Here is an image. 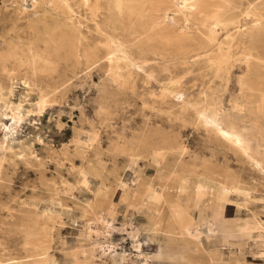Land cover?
Here are the masks:
<instances>
[{
    "label": "bare ground",
    "instance_id": "6f19581e",
    "mask_svg": "<svg viewBox=\"0 0 264 264\" xmlns=\"http://www.w3.org/2000/svg\"><path fill=\"white\" fill-rule=\"evenodd\" d=\"M7 1L17 5L22 0ZM19 8L11 28L17 36L0 42V128L6 127L5 117L13 119L15 130L34 113L32 109L24 111L31 91L39 92L37 108L43 112L62 87L66 88L68 80L61 79L65 70L84 68L91 77L93 68L99 66L106 75L98 101L104 114L112 113L127 92L137 94L141 81L148 88L159 86L158 91L150 92L148 107L155 110L166 104L170 120L203 127L210 141L233 151L264 176V0H35L32 9L26 2ZM83 11L87 13L84 18ZM23 19L28 23L19 28ZM19 31L28 36L22 37ZM240 49L246 67L238 82L240 96L228 110L220 88L228 87L232 60ZM158 58L164 63L155 66L152 62ZM194 63L201 65L202 86L197 95L184 87ZM178 64L186 66L181 74ZM20 74L31 90L15 102L11 100L13 81ZM5 91L10 97L5 98ZM1 101L5 105L1 106ZM92 126V131L84 132L76 122L73 128L76 155L82 160L78 174L83 179L89 175L106 180L115 176L106 156L114 159V166L121 156L146 154L157 160L156 176L141 179L135 189L124 187L120 200L142 211L143 218L149 220L146 229L162 236L159 257L204 264V225L215 233L239 232L250 237L260 229L252 221L237 225L228 221L225 208L240 180L230 170L220 169L216 155L188 159L184 142L171 130L147 122L133 136L122 134L103 151L99 129ZM91 151L95 160L88 158ZM8 153L18 156L14 147L4 143L0 146V184L5 179L6 162L12 159ZM27 154L33 153L30 150ZM57 158L61 162L73 160L66 151ZM112 196V190H102L89 204L88 213L98 215L96 227L88 226L90 238L109 241L116 229ZM20 212L0 218V230L7 226L9 235L20 234L23 257L30 263L50 264L54 261L50 251L53 228L61 215L50 214L37 204ZM123 230L132 236L139 233L132 222ZM263 237L260 231L261 242ZM98 245L106 254L105 245L97 243L92 250L82 251L85 260L79 264H96L93 251ZM110 256L116 261L117 252H110ZM220 256V250L215 249L209 260L219 264ZM73 257L80 260L77 253ZM127 258L122 255L121 262ZM21 259L8 243L0 241V264H18Z\"/></svg>",
    "mask_w": 264,
    "mask_h": 264
},
{
    "label": "rangeland",
    "instance_id": "374dc122",
    "mask_svg": "<svg viewBox=\"0 0 264 264\" xmlns=\"http://www.w3.org/2000/svg\"><path fill=\"white\" fill-rule=\"evenodd\" d=\"M34 1L22 0L16 5L11 1L0 0L2 44L6 37L17 36L11 28L12 18L18 15L20 5L26 2L28 8L32 9ZM86 14V11L82 12L83 18ZM27 23L28 19L20 20L19 28H23ZM90 25L93 26V23ZM176 26L180 27V24ZM19 34L22 37L28 36V33L22 31H19ZM224 34L221 32L220 36L223 37ZM243 58L242 49L236 50L228 87L220 88L224 105L228 110L240 96L238 82L246 67ZM162 63L164 62L160 58L152 62L155 66ZM194 64L191 65L194 71L186 76L184 87L189 94L197 95L202 86L201 70H199L201 65ZM177 66V72L180 74L185 71L183 68L186 66L181 64ZM86 72L84 68L75 72L65 70L61 79L68 80L66 88L62 87L55 95L52 104L43 112H39L37 108L39 92L31 91L25 102L24 111L27 113L32 109L34 113L23 120L18 127L15 126V130H12L13 119L10 116L5 117L6 127L0 128V146L4 143L11 145L18 151V156L14 157L10 153L7 155L12 159L6 162L5 179L0 184V218H11L13 214H21L20 209L35 208L36 204L40 209H48L50 214H60L61 217L57 219L53 228L50 242V251L54 255V261L50 264H79L78 261L85 260L82 251L92 250L97 243L105 245L106 254L98 245L97 250L93 251L96 264H185L176 258L159 257L157 251L159 246L164 244L162 236L154 235L146 229L149 220L143 218L142 211L120 200L124 187L135 189L141 179L156 176L159 164L154 156L146 154L121 156L115 166L114 159L106 156L107 164L116 171L115 176L107 180L93 175H89L90 180L83 179L78 174L82 160L76 155V145L73 141V128L76 122L84 132L92 131V125L99 129L103 151H107L122 134L133 136L147 122L152 126L171 130V133L184 142L188 159L196 155H204L207 158L216 155L220 169L230 170L240 180L238 190L231 193L230 201L225 208L228 221L234 225L252 221L256 227H260L250 237L239 232L233 235L215 233L208 225H204V264H212L209 253L215 249L220 250L221 253L219 264H264V242L259 238L260 231L264 232V229H261L264 224V176L233 151L210 141L203 127L191 124L183 126L178 121L170 120L166 113L168 107L166 104L161 105V109L153 110L148 107L147 104L152 102L150 92L158 91L159 86L148 88L141 81L137 94L127 92L125 100L114 107L112 113L104 114L100 111L98 102L100 87L106 80L104 69L95 66L91 77H88ZM19 76L13 81L11 100L15 102L31 90L21 79V74ZM216 86L219 87V82H216ZM8 97L10 95L7 92L5 98ZM3 105L5 101H1V106ZM24 150L25 154L22 153ZM26 150H31L33 154L29 156ZM64 151L73 158L72 161L58 160L57 155ZM88 158L95 160V152H89ZM64 180L67 184L63 182ZM63 188L67 192H64ZM105 189L112 190L113 193L116 229L111 236H108L109 241L103 242L106 238L97 236L90 238L88 235V226L96 227L94 222L98 221V215L88 213V207L95 195ZM130 222L136 229L139 228L138 235L132 236L123 230L124 225ZM6 229L7 226L4 231L0 230V241L8 243L13 254L22 258L18 264H33L23 257L20 234L14 232L9 235ZM130 230L132 228L129 226ZM110 252L112 254L117 252L116 261L112 259ZM73 253H77L80 260H76ZM124 254L128 255V258L121 262Z\"/></svg>",
    "mask_w": 264,
    "mask_h": 264
}]
</instances>
